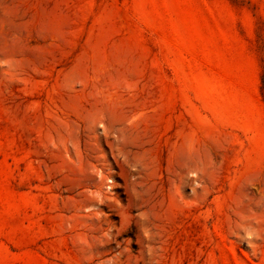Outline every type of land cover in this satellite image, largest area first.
I'll use <instances>...</instances> for the list:
<instances>
[{"label":"rangeland","instance_id":"374dc122","mask_svg":"<svg viewBox=\"0 0 264 264\" xmlns=\"http://www.w3.org/2000/svg\"><path fill=\"white\" fill-rule=\"evenodd\" d=\"M4 16L0 264H264V0Z\"/></svg>","mask_w":264,"mask_h":264},{"label":"bare ground","instance_id":"6f19581e","mask_svg":"<svg viewBox=\"0 0 264 264\" xmlns=\"http://www.w3.org/2000/svg\"><path fill=\"white\" fill-rule=\"evenodd\" d=\"M7 21H8V17H6V16H4V17H1V20H0V25H1V27H2V29H3V27H4V24L5 23H7ZM0 30H1V28H0ZM10 29H3L1 32L3 33V35L5 34V33H7L6 35H8V31H9ZM7 31V32H6ZM1 34V33H0ZM2 35V34H1ZM5 36V35H4ZM3 36V37H4Z\"/></svg>","mask_w":264,"mask_h":264}]
</instances>
